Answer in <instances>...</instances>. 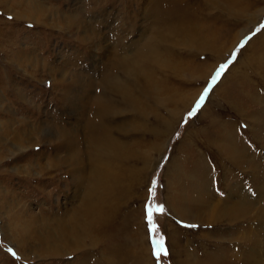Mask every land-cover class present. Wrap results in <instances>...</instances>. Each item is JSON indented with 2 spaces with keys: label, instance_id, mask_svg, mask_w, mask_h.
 <instances>
[{
  "label": "rangeland",
  "instance_id": "rangeland-1",
  "mask_svg": "<svg viewBox=\"0 0 264 264\" xmlns=\"http://www.w3.org/2000/svg\"><path fill=\"white\" fill-rule=\"evenodd\" d=\"M154 2L0 0V264H81L85 259L112 264L111 257L115 264H140L136 250L143 240L150 255L140 258L142 264H206L214 258L264 264V0H213L208 6L206 0H173L180 15L192 20V34L167 31L164 25L175 23L170 6L162 15L169 23L153 25L155 17L146 11L155 8ZM77 18L79 29L71 23ZM94 33H105L102 52L95 50ZM148 38L166 47L154 74V84L165 93L144 101L143 113L122 110L105 125L123 149L119 164L128 176L132 173L126 196L115 191V213L91 235L95 245L87 238L79 251L63 250V257L41 255L36 235L46 240L43 228L53 231V219L76 206L65 170L40 176L36 166L53 157V122L71 128L80 120L75 116L80 100L71 114L64 108L63 87L77 86L79 95L87 76L86 93L95 97L102 73L115 59L134 64ZM113 51L118 52L108 58ZM258 57L261 68L255 67ZM224 64L202 106L189 116ZM81 115L71 130L86 141L92 113L85 104ZM38 126L42 134L35 136ZM30 132L31 143L25 144L23 136ZM18 145L23 149L16 152ZM178 193L204 207L187 208L192 214L179 218L169 205L179 211ZM14 227L26 228L27 240L16 231L13 237ZM161 238L167 254L157 257L154 241ZM107 240L114 247L111 254L104 253Z\"/></svg>",
  "mask_w": 264,
  "mask_h": 264
},
{
  "label": "bare ground",
  "instance_id": "bare-ground-1",
  "mask_svg": "<svg viewBox=\"0 0 264 264\" xmlns=\"http://www.w3.org/2000/svg\"><path fill=\"white\" fill-rule=\"evenodd\" d=\"M154 1H156V3L154 2L156 4V6H154L155 8H152L150 11L149 7L147 11V7L145 9L148 14L152 12V14L154 15L153 17H155V19L153 21V25L159 24L163 26L164 24L169 23L168 20L170 18H174L175 23L171 24V22L168 26L164 25L165 27H167V31L169 30L171 34H183L185 32L191 34L195 33V28L191 30V24H189L192 20H189L187 18L184 19L183 17L186 16L180 15L179 8H177L178 6L173 2V0H171L172 3H167L165 2V0ZM182 2L180 0V3ZM211 3H213V0H206L205 5L208 6ZM167 6H170L171 14L169 15L170 18L168 20H165L164 17L166 16L163 17L162 15L164 14L165 10L169 11V8ZM163 18L167 22L162 21L163 24H161V20H163ZM127 21L130 22L131 18L127 19ZM71 23L73 24V28L79 29L81 20L71 19ZM123 26L124 24L122 23V27ZM119 27L122 28L121 25ZM88 28L89 27L86 26L87 30ZM95 38V50H97L98 53L99 51H104L105 49L103 50L102 44L106 42L105 33H99L95 35ZM99 39L101 41L100 45L98 44ZM108 39H110V37ZM117 39L119 41V38ZM81 41H83V39ZM117 52L118 51H113V53L111 52L110 57L108 58H113V55ZM166 52V47L163 41L155 43L152 41V38H148L147 42L144 45V55L134 61V64L129 60H123V58L115 59L114 64L102 73L100 81L97 82V94L93 98H88L90 91L89 93H86V89L90 90V77L84 76V81L82 80L80 84L81 91L79 95L76 94L77 86H75V88L71 85H65L63 87L64 91L61 94V97L63 98L64 108H68L71 114L74 112L75 106L78 105L80 100L81 110H76L75 112V116L80 114V120L76 124H79L82 119L81 113H83L84 104L87 112L92 113L93 121L91 119H88V122L90 124H88L86 130V141L85 138L82 137V139H80L78 137L75 129L71 130V128H74L76 124L69 128L70 123L61 126L58 125V123L53 122L54 125L49 128V135L52 139H54L53 143H55L53 144L52 148L53 157H50L49 159L51 160H48L44 165H36L38 168V175H47L51 170L54 172V169L65 170L64 172L69 176V178L67 179L68 183H66V185L68 187L73 186V188L76 190L73 191L71 195L72 200L76 199V206L74 207L72 212L69 208V210L67 209L68 211L63 212V217L56 219L57 217L54 215L56 217L52 221V223H54V225L56 226L54 230L51 231L48 228H43L46 235H49L46 240L42 239L41 236L39 237L36 235L35 238L37 239V243L40 245L41 255H44L46 257L62 255L63 257V250L70 249L72 251H79L84 245L82 244L83 240L87 238L90 240V242L92 241L91 246L93 244L95 245V243L97 242L94 241L95 239H93L91 235L93 233H98V230H102V226L105 224V222L110 218L112 219V214L115 213V209H113L112 207L114 205L115 191H117V193L121 197L126 196L124 192L127 191L132 182L130 177L132 176V173L128 176L126 169L122 168V165L119 164L121 158L120 153L123 149L120 148V144L117 142V140L113 138L110 133L108 134L105 125L108 122H111L115 116H118L122 110H125L127 113H130V111L143 113L144 110L142 108V104H145V102H147L150 97L154 98V96H156L155 100H159V98L165 93V90L160 84L157 85V82L154 84V74L157 71L160 72L158 66L162 65V62L164 60L163 58L165 57ZM141 53L142 52L139 51L137 53V56L139 57ZM260 55L264 57V52L261 51ZM250 64L253 65L252 60ZM113 67H116L117 70L112 69ZM255 67H263L260 58L258 64ZM249 71H252V68H250ZM159 85L160 89H157ZM136 93L140 95L139 99L136 98ZM83 99L85 101H83ZM88 108H90V110ZM155 120L160 121V118L157 117L155 118ZM0 125H2V123H0ZM35 129V136L37 135V133L42 134L39 132L40 126L36 127ZM31 135V132L26 135L24 134L23 137H26L24 143L26 141H28V144L31 143ZM14 140H18L17 135L14 137ZM15 149L16 152H19L21 151V149H23V146L18 145L17 147H15ZM234 158H236V156H234ZM19 172L17 170L16 174L18 175ZM178 177L179 176L177 174L174 175L175 182L180 179ZM176 183L180 184V181L178 180ZM67 192L70 191L67 190ZM57 193L65 194L66 191L65 189H59ZM177 195H179L177 198V201L179 202L177 205V207H179V211L176 210L172 202H169V205L170 210L177 214L179 218H181V216L186 218L190 214H192L188 211L189 209L200 211V209L204 207L203 203L199 204L200 201L196 202L191 197H188V199L185 200L182 193H178ZM188 201L190 202V204H188ZM7 205L8 204H6V207ZM223 214H225V211ZM36 219L37 221L40 220L37 217H35V219L31 217L30 220L34 221ZM192 219L193 218H191V220ZM231 219H233V217H231ZM39 226L42 228V225ZM21 227H14V229H12L13 237L16 231L20 239L27 240V229ZM4 237H6L7 239V235H4ZM170 241L171 243L173 242L171 239ZM106 243L107 249H105L104 253L111 254L114 250V247L111 246L112 244L110 245L108 240ZM16 249L18 252H20L18 248ZM149 255V249L145 246V242L143 240L140 251L136 250V257L138 262L142 264L140 258L144 256L148 257ZM86 261L87 259L83 260L81 264H87L88 262ZM231 261L233 260H222L219 258H214L213 260L211 259V261H208L206 264H232ZM110 262L112 264H115L113 257H111Z\"/></svg>",
  "mask_w": 264,
  "mask_h": 264
},
{
  "label": "snow or ice",
  "instance_id": "snow-or-ice-1",
  "mask_svg": "<svg viewBox=\"0 0 264 264\" xmlns=\"http://www.w3.org/2000/svg\"><path fill=\"white\" fill-rule=\"evenodd\" d=\"M226 68H227V64H224V65H221L220 68L216 71V73L212 77V80L210 81L209 87L205 89L203 94H201L199 100L197 101L196 105L193 108V111L189 113V116L193 115L202 106L208 92L211 90V86L215 84L217 79L225 71ZM150 192H151V189H150ZM146 210H147V216H148L149 223L152 225V230L155 231L156 226L154 223H152V209L150 206H148ZM187 227H196V225H187ZM154 243L157 245L153 253L155 256L159 257L161 252H163L165 255L167 254V251L164 248L163 238H161L160 240L154 241Z\"/></svg>",
  "mask_w": 264,
  "mask_h": 264
}]
</instances>
